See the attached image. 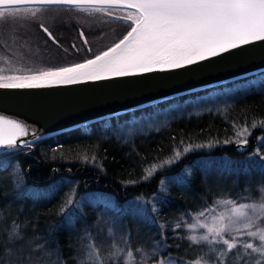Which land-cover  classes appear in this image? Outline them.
Segmentation results:
<instances>
[{"label": "trees", "instance_id": "obj_1", "mask_svg": "<svg viewBox=\"0 0 264 264\" xmlns=\"http://www.w3.org/2000/svg\"><path fill=\"white\" fill-rule=\"evenodd\" d=\"M58 26L69 32L68 24ZM71 29L76 31V26ZM121 31L120 37L126 33ZM29 40L31 52H39L37 66L82 61L63 54L48 40ZM8 45L12 46L11 40ZM19 68V61L12 59L0 64V75L28 74ZM260 121H264V72L43 139L25 148H32L29 155L25 149L2 154L0 163H6L7 168H0V209L4 215L0 240L6 238V229L15 220L24 226V243L16 245L11 259L56 264L59 258L64 264H77L85 255L86 233L94 242L107 246L113 242L106 235L112 228L116 242L125 235L133 248L150 249L162 242L161 247L163 243L168 247L161 255L193 259L209 247H190L186 239L189 233L185 225L193 222L195 213L211 209L221 198L249 202L260 196L264 169L259 167L260 157L253 156L257 149L264 155V141L258 140L264 137ZM253 122L258 126L252 128ZM245 124L251 135L244 150L235 142L222 143L235 141L233 126ZM217 140L221 143H214ZM181 141L185 145H213L194 148L150 179H141L144 168L171 157L174 148L182 147ZM17 164L22 174L18 188L14 183ZM185 168H191L192 175L180 183L176 177L183 176ZM133 180L137 182L128 183ZM162 187L167 191L162 192ZM29 190H38L39 197ZM69 197L79 205L74 225L50 231L63 221L57 213ZM111 202L115 207L106 209ZM153 205L157 212L152 211ZM132 208L142 209L143 215L139 211L134 215ZM236 252L243 254L244 250L235 249L230 256ZM244 259L249 258L245 255Z\"/></svg>", "mask_w": 264, "mask_h": 264}, {"label": "snow or ice", "instance_id": "obj_2", "mask_svg": "<svg viewBox=\"0 0 264 264\" xmlns=\"http://www.w3.org/2000/svg\"><path fill=\"white\" fill-rule=\"evenodd\" d=\"M49 11L56 13L50 18L52 20L63 12H79L105 20L115 19L124 23L129 30L106 50L82 62L69 63L67 66H37L36 56L39 52H31L27 42L20 44L15 52L8 47V43L11 40L12 44H17L21 39L18 28L26 22H38L39 29L48 40L60 47L53 31L44 22H40L44 13ZM117 11L120 14L114 15ZM79 38L83 45L89 44L83 29L79 30ZM256 41L264 42V0H0V64L15 59L20 63L17 70L28 73L0 75V89L71 85L181 69ZM71 47L79 52L75 43ZM86 50L88 53L93 51L91 47ZM257 126L256 122L251 125L252 128ZM259 126L264 127V121H260ZM233 127L235 141L226 139L222 143L235 142L239 147L246 146L247 137L251 135L248 125ZM30 134L34 140L39 139L35 130L26 122L0 115V146L14 149L19 142L30 148L32 141L21 139ZM258 140L264 141V137H258ZM180 144L182 147L174 148L171 157L144 168L141 179H150L160 169L174 164L194 148L211 147L213 142L185 145L181 141ZM253 156L260 157L259 167L264 169V155H260L259 149ZM84 159L87 161L88 157ZM92 161L95 162V157H92ZM0 168L6 170L7 164L0 163ZM14 171V183L18 188L22 183L18 164ZM191 175L192 169L185 168L184 175L176 177V180L185 183ZM32 191L37 192L38 198L40 192L29 190V193ZM161 191L166 192V187H162ZM258 191L261 193L259 200L238 202L221 198L214 202L211 209L206 207L193 215V222L185 225L190 247L209 246L207 251H202L193 259L175 258L170 253L161 255L168 247L166 243L161 247L162 242H156L150 249L133 248L127 235L116 242L112 228H108L106 235L113 242L107 246L94 242L86 233L88 243L85 255L83 259H77V264H241L242 261L243 264H264V186ZM43 194L47 196L48 192ZM105 207L115 206L106 204ZM78 208L79 205L69 197L57 213L63 216V221L60 225L51 226L50 231L65 224L73 226ZM131 211L134 215L138 211L143 215L142 209L132 208ZM152 211L157 212L158 209L153 205ZM2 220L3 209H0ZM176 227L181 225L177 224ZM23 229L24 226L15 220L6 229V238L0 240V264H42L41 261L11 259L16 245L24 243ZM241 237L251 239L242 240ZM36 247L43 251L39 243ZM238 248H242L244 253L236 252L230 256ZM245 255L249 259L245 260ZM56 264H64V261L58 258Z\"/></svg>", "mask_w": 264, "mask_h": 264}, {"label": "water", "instance_id": "obj_3", "mask_svg": "<svg viewBox=\"0 0 264 264\" xmlns=\"http://www.w3.org/2000/svg\"><path fill=\"white\" fill-rule=\"evenodd\" d=\"M259 72H264V42L256 41L181 69L71 85L0 89V115L30 125L39 139L34 140L31 134L21 139L34 144L97 121L229 84ZM25 148L29 147L19 142L14 149L0 146V155Z\"/></svg>", "mask_w": 264, "mask_h": 264}, {"label": "rangeland", "instance_id": "obj_4", "mask_svg": "<svg viewBox=\"0 0 264 264\" xmlns=\"http://www.w3.org/2000/svg\"><path fill=\"white\" fill-rule=\"evenodd\" d=\"M116 14V12H114ZM56 15L55 12L49 11L44 13V15L41 17L40 22H44L46 26H49L54 33H58L61 31L59 28V24L65 23L68 24V31L72 35L78 36V30L83 29L84 33L88 34L89 36V43L92 48V53L88 54L90 57L94 56L95 54H98L100 51L106 50L108 46H111V44L117 42L121 37L120 31L121 27H123L124 30H122L124 33L129 30L127 26L115 19L105 20L99 18V16L92 17V16H85L83 13L79 12H63L60 14V16L52 20L51 17H54ZM98 18V19H97ZM60 22V23H58ZM37 22H26L23 27L18 28V32H20L21 39L17 42V44H12V46L8 45V47L15 52V50L19 47L20 44L25 42H30L29 39H33V37H42L39 33L40 31L36 28ZM71 24V25H70ZM76 26V31L72 30L71 27ZM7 29V25L5 26ZM121 31V32H122ZM91 32L95 33V35H92ZM6 37L5 39H7ZM34 41V40H33ZM34 43V42H32ZM79 44V42L77 43ZM38 57V56H37ZM85 57V56H83ZM241 150H244V147H239ZM27 150V155H29L32 151ZM261 196V193H260ZM260 196L255 200H259ZM254 200V199H253ZM251 201V200H250ZM111 202L110 204H112ZM114 205V204H112ZM141 207V206H140ZM142 207H144L142 205ZM251 239V238H249Z\"/></svg>", "mask_w": 264, "mask_h": 264}, {"label": "flooded vegetation", "instance_id": "obj_5", "mask_svg": "<svg viewBox=\"0 0 264 264\" xmlns=\"http://www.w3.org/2000/svg\"><path fill=\"white\" fill-rule=\"evenodd\" d=\"M120 13L117 11L116 12V14H114V15H119ZM60 23V22H59ZM36 28H37V30L38 31H40V35L42 36V37H33V39H31V40H35V39H37L38 41H41V40H43V41H47L48 40V38L45 36V34L39 29V27H38V22L36 23ZM51 28H52V26H51ZM50 27H49V30L50 31H52V29H51ZM80 30V29H79ZM79 30H78V36H75V35H72L71 33H70V31L68 32V33H64L62 30L61 31H59L58 33H54L53 32V35H55L56 37H57V39L59 40V43H60V47H57L55 44H53L50 40H48V41H50L55 47H56V49H58V50H60L63 54H66V55H71L72 57H74V58H76V59H82V61L84 60V59H87V58H89L90 56L88 55V54H90V53H88L87 52V48L88 47H91V45H90V43L87 45V46H85V45H83L82 44V42H81V40H80V38H79ZM63 32V33H62ZM126 34V33H125ZM124 34V35H125ZM85 36H86V38H87V40L88 41H90L89 40V37L85 34ZM123 37V36H122ZM121 37V38H122ZM67 39V40H64V39ZM41 39V40H40ZM61 40H63V41H61ZM79 42V44H77ZM73 43H75L76 45H77V48H79V52H77V51H75V50H73L72 49V47H71V45L73 44ZM65 50H67V51H65ZM83 56H85V57H83Z\"/></svg>", "mask_w": 264, "mask_h": 264}]
</instances>
